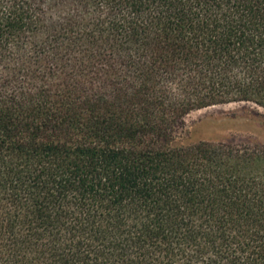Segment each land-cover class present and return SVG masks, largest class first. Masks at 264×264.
Masks as SVG:
<instances>
[{
	"label": "trees",
	"instance_id": "16d2710c",
	"mask_svg": "<svg viewBox=\"0 0 264 264\" xmlns=\"http://www.w3.org/2000/svg\"><path fill=\"white\" fill-rule=\"evenodd\" d=\"M264 109V0H0V264H264V147L181 144Z\"/></svg>",
	"mask_w": 264,
	"mask_h": 264
},
{
	"label": "rangeland",
	"instance_id": "374dc122",
	"mask_svg": "<svg viewBox=\"0 0 264 264\" xmlns=\"http://www.w3.org/2000/svg\"><path fill=\"white\" fill-rule=\"evenodd\" d=\"M181 144L198 142L264 147V109L252 103H230L192 111L178 129Z\"/></svg>",
	"mask_w": 264,
	"mask_h": 264
}]
</instances>
